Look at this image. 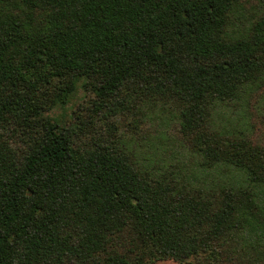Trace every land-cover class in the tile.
I'll return each instance as SVG.
<instances>
[{
  "label": "trees",
  "instance_id": "16d2710c",
  "mask_svg": "<svg viewBox=\"0 0 264 264\" xmlns=\"http://www.w3.org/2000/svg\"><path fill=\"white\" fill-rule=\"evenodd\" d=\"M168 260L264 264V0H0V264Z\"/></svg>",
  "mask_w": 264,
  "mask_h": 264
},
{
  "label": "rangeland",
  "instance_id": "374dc122",
  "mask_svg": "<svg viewBox=\"0 0 264 264\" xmlns=\"http://www.w3.org/2000/svg\"><path fill=\"white\" fill-rule=\"evenodd\" d=\"M84 79L81 78L76 83V89L74 94L71 96L69 101L64 105L55 106L46 117L51 119L53 122L59 125L67 124L73 122L74 115L82 108L87 107L90 104L93 95L90 91L85 90L82 86ZM155 264H178L173 261H161ZM184 264H192L191 262H186Z\"/></svg>",
  "mask_w": 264,
  "mask_h": 264
}]
</instances>
